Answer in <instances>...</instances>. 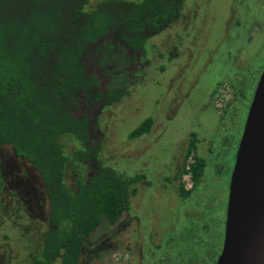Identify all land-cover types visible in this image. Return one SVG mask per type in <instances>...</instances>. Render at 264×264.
<instances>
[{
	"label": "rangeland",
	"instance_id": "1",
	"mask_svg": "<svg viewBox=\"0 0 264 264\" xmlns=\"http://www.w3.org/2000/svg\"><path fill=\"white\" fill-rule=\"evenodd\" d=\"M97 1L91 0V3ZM193 4L198 6V14L194 13V17L187 21L189 36L181 31V22L175 26L176 32L184 38L180 41L182 46L188 48L191 45L188 57L182 58L183 53L179 57L181 60L170 61L164 56L168 51H163L160 56L161 34L156 32L149 41L154 45L152 63L145 64L143 59L138 65L126 64V69L141 76L132 78L129 96L100 112L98 105L85 110L79 100V107L74 111L76 116L83 111L90 114L89 145L96 147L99 144V157L106 165L127 177L137 174L146 177L138 184V195L131 198L138 208L143 191L139 210L124 212L115 225H109L104 220L85 242L79 264H140L144 258L136 263L142 242L139 238L144 239L145 246L153 253L152 257L150 253L145 257L146 264H215L220 254L228 183L244 125L242 119L249 109L264 68V0H185L182 13L191 12ZM172 37L174 41L175 35ZM104 38L99 39L96 45H101ZM93 48H89L83 63L88 72L98 74L100 82L104 83L99 84L98 89H105L109 83L119 85L117 76L124 80L126 74L116 73L122 66L116 62L113 48L104 56L108 59L104 68H96ZM240 52H243L242 56ZM128 54L130 56L131 53H121L119 60L128 59ZM163 56L164 60L161 59ZM160 65L164 67L161 70L164 72H159V75ZM112 73L117 75L113 77ZM150 77L154 79L146 85L145 79ZM224 83L231 85L236 92L227 107L219 103L216 105L213 100V95L218 97L217 101L225 97ZM157 113L159 126H155L156 131L140 140L128 136L148 115L155 117ZM193 129L197 131L201 152L205 156L203 180L193 187L190 195L178 199L172 198V195H177L172 190L173 184L165 190L159 187L157 192L161 198L154 207L157 210L151 212L159 174L168 170L171 160L175 163L182 160L183 151L175 153L186 143ZM60 141L65 145L66 152L75 149L71 139L62 136ZM2 148L0 238L6 242L0 244V256L7 249L13 251L15 257L11 260L0 258V264H15L24 257L18 244L28 247L26 252L31 250L37 254L42 241L37 249L38 237L35 234L44 230L35 227L34 222L30 233L23 236L17 221L19 214L22 213L23 221L30 218L39 224L37 208H44L46 199L41 195L39 179H34L33 183L30 176L23 183L14 172V168H21L24 164L16 157L13 147L4 145ZM66 168V181L73 187L78 172L72 165L68 164ZM83 171L88 173L89 169L85 167ZM30 183H33L30 186L33 192L28 188ZM160 183H163V178ZM162 193L164 196H161ZM14 198L18 199V203L14 202ZM131 212L140 221V231H135ZM32 214L36 217L33 218ZM28 228L24 227L23 232L26 233ZM30 257L27 253L28 263ZM200 259L205 261L201 263ZM53 264H61L60 259Z\"/></svg>",
	"mask_w": 264,
	"mask_h": 264
},
{
	"label": "trees",
	"instance_id": "2",
	"mask_svg": "<svg viewBox=\"0 0 264 264\" xmlns=\"http://www.w3.org/2000/svg\"><path fill=\"white\" fill-rule=\"evenodd\" d=\"M185 0H0V149L11 145L39 173L48 200L47 228L37 254L27 264H79L87 238L105 220L114 225L130 206L127 177L105 165L87 146L88 117L76 116L79 95L104 96L113 104L128 94L125 88L105 93L88 73L83 59L92 44L95 54L124 43L145 53L153 32L174 22ZM113 40V41H112ZM103 66L105 60H98ZM144 120L131 135L147 131ZM72 140L68 154L60 137ZM195 140L187 147L195 151ZM93 159L90 174L82 169ZM78 172L75 186L66 183L65 169ZM203 159L194 155L190 169L196 180Z\"/></svg>",
	"mask_w": 264,
	"mask_h": 264
},
{
	"label": "flooded vegetation",
	"instance_id": "3",
	"mask_svg": "<svg viewBox=\"0 0 264 264\" xmlns=\"http://www.w3.org/2000/svg\"><path fill=\"white\" fill-rule=\"evenodd\" d=\"M197 9H198V6L196 4H193L192 11L191 12H189L188 14L181 12L180 16L174 22L169 23L167 26H165L164 28H162L159 31H157V32H159L158 35L161 34L160 40L162 42L161 43V46H162L161 50L162 51L160 52V56H161V53L163 51H168L167 54H165L164 56H167V59H169L170 61H172V59L175 60V61L181 60L182 58L189 56L191 45L188 48H187V46H185V47L182 46V44L180 43V41H183L184 38L182 36H180L178 34V32H176L175 26H176V24L178 22H181L182 23V29H181V31H183V34H185L186 36H189V32H188V22L187 21L194 17L193 16L194 13L195 14L196 13L198 14V10ZM182 11H183V9H182ZM180 18H181L182 21L180 20ZM196 25L197 24H194V26H196ZM154 33H156V32H153L152 35L150 36V38L148 39V42H147V45H146V51L143 54H140V51L139 50L138 51H134V50L130 49L129 46L127 44H124V43H117V42H115L112 45L111 49L113 48V52H115L116 55H117V58L115 60H116L117 63H121V66H122V69L120 71H117L116 73H118L119 75L126 74V77L124 78V80L121 79L119 76H117V82L119 83V85L118 84L117 85L116 84L110 85V83H109V84L105 85V89L99 90L98 89L99 84L100 85H104V83L103 82H100V79H99V75L98 74H96V73H91V74H95L97 76V78H98V84L96 86V89H98L100 92L105 93L107 90H110V89H114V88H125V89L128 90V94L125 95L123 98H121L119 101H117V102H115L113 104H108V105H106V104L103 103L104 96H102L98 100H96L95 97H93V96L88 97V96H85V95H81L80 94L79 95V97H80L79 100H81V105H84L85 110H86V108L87 109H91V108L96 107V105H98L97 110H99V112L100 111H103V110L105 111V109H107V107H112L113 105H115V104L119 103L121 100H123L125 97L129 96V94H130V88H131V83H132V78H134V77L137 78V77H141V76L137 75L136 72H134V71H131V70L126 69V64L129 63V65H131V66L132 65H138V64H140L139 60H143V59H144L143 61H145V64H147V62H149V61H151L150 63H152L153 59H151V55H153V52H154V49H153L154 48V45H153L152 42L149 43V41H152V37H153V34ZM173 35H175V40L174 41L172 40V38H173L172 36ZM190 38H192V35L190 36ZM248 40H249V42H251V36L248 37ZM176 41L178 42V44H176ZM98 42H99V40L96 43H98ZM96 43L92 44V46H94V48H93L94 51H95V45H96ZM189 43L191 44V41ZM179 47H182V48L179 49ZM163 49H165V50H163ZM110 50H108V51L109 52H112ZM126 52L127 53L128 52L131 53L130 56L128 54L129 58L128 59H127V57L121 58L120 60H122V61L120 62L119 57H120L121 53H123V55H127ZM183 53H184L183 57L181 59H179L180 55L183 54ZM94 54H95V52H94ZM107 54H108V52H106L105 50H100V52L95 55L96 68L98 66H100V64L98 62V60H99L100 57H103L104 60H105V63L101 67L102 68L105 67V65L108 63V59H106V57H104V56L107 55ZM162 55H163V53H162ZM240 55L242 56L243 55V52H240ZM164 56L161 58L162 60H164ZM133 63H136V64H133ZM150 63H149V65H150ZM98 68H100V67H98ZM162 69H164V67L162 65H160L158 67V74H159V72H160V74L164 72V71H161ZM133 72H134V74H133ZM88 73H90V72H88ZM116 75L117 74H114V73L111 74V76H113V77H115ZM146 77L147 76H144V78H146ZM109 78H111V77H109ZM151 79H154V77H150V78L145 79V82H146L145 84L146 85L150 84L149 81ZM138 80L139 79H137L135 81H138ZM111 81L112 80H110V82ZM114 81H116V80H113V82ZM223 85H224L225 93H226L225 94V97L222 98V99H220L219 101H217L218 97L216 95H213V100H215L214 103L216 105L219 103V105H222V106L225 105L227 107V105H230L229 104L230 101L236 96V92L233 90V88H232L231 85L225 84V83ZM79 100H78V106L77 107H79ZM219 111H221V110H219ZM220 113L221 114L219 116L222 115L223 111L220 112ZM247 113H248V111H247ZM247 113H246L244 119H242L243 122H244V124H245V121H246ZM82 114L87 115L88 121H89V125H88L89 139L87 141V146H88L89 145V141L91 139V131H90V119H91V117H90V114H88L87 111H83L81 114L77 115V117L80 116V115H82ZM146 119H151V125H150L149 129L147 131H144L143 133H141L139 135L133 136V135H131V133L135 129L134 128L129 133V135H128L130 138H135V139L139 138L138 140H140V139H142V137H144L146 135H149L153 131H156L157 128H155V126L156 127L159 126V122L157 121V119H158V113H157V115L155 117L152 116V115H148V117H146L144 120H146ZM141 123H139L138 126ZM204 125H206V124L204 123ZM219 125H221V124H219ZM243 128H244V125H243ZM215 129L217 130V128H215ZM242 132H243V129H242L241 135L239 137V142H240V139H241V136H242ZM192 139L195 140V142H194V144H195V151L191 155L186 156L187 155V147H188V144H189V142ZM97 146L96 147H92L91 146V147L93 149H96ZM200 146L201 145L199 144V140H198V136H197V131H196V129H193V131L190 133V135H189L186 143H184L180 148H178V150L175 153V155H176L177 153H179V152L181 153L183 151L182 154H181L182 155V160L180 162H178V163H175V162H173L171 160V166L168 168V170L165 171V172H163V173H160L159 174V180H158V182L156 184V187L154 188L153 207H151L152 209H150L151 212H153V210L154 211L157 210V209H154V207L157 204L158 200H160L159 198H161L160 197V194L157 192V190H158L159 187L162 186V188L165 190V187H168L169 184H171V185L173 184L172 190L175 191V192H177V195L176 194L172 195V198L173 199H178L180 197H187L188 195H190L193 187H195L199 183V181L203 180L202 176L204 174V170H205L206 164H205V160H204V157L205 156L202 154ZM238 146H239V143H238ZM2 149L3 148H1V151H2ZM237 149H238V147H237ZM100 150H101V148L99 146L98 154H97V157L99 159H100L99 155L101 154L100 153ZM70 153H68V154H70ZM194 155H196L197 157L203 159V170H202L200 176L196 180H194L191 177V173L187 171V169H190L191 163L193 162ZM16 157H18V160L23 161V164L24 165L21 166V168L20 167L14 168V172L20 176V179L23 180V183H24V181H28V179L30 178V176L32 178L33 183H34V179H39V182H40L39 183L40 184L39 185V188L42 191L41 192L42 193L41 195H43L45 197V199H46V204H45L44 208H37V210L39 211V213L36 211L37 212L36 214H37V218H38L39 224L37 223V221L35 219L34 220L33 219L31 220L30 218L29 219H26L25 221H23L21 219L22 213H21V215L19 214V217L17 219V221H19V223H20L19 224V228H20L21 234L23 236L28 235L30 233L31 226L34 224V222H35V227L40 228V229L42 227L44 229V230H42V233H39L38 234V233H36L35 227H34V231L36 233L35 236L38 237V240H37V244H38L37 249H38L39 246H40V242L42 241L43 234L45 233V230L47 228L48 200H47V197H46V194H45V191H44V188H43V184H42V181H41V177H40L38 171L26 159H24L22 156L18 155L17 153H16ZM100 160L103 161L102 159H100ZM103 163L105 164L104 161H103ZM87 164H88L87 166L84 165L83 169L85 167H87L89 169V172L88 173H84V171L82 169V171H83L84 174H90L91 173V170L93 168H95V166H96V161L93 160V159H90ZM171 167H173V168H171ZM10 168H13V167H10ZM33 168L36 171H34ZM66 169H65V176H66V173H67V170ZM32 170H33V172H32ZM74 171H75V169H74ZM231 173H232V171H231ZM170 175H172L171 178L169 177ZM135 176H138V177H137L136 181L134 183H132V185H131L132 193L130 194V197H129L130 198V206L125 211V212H128V213H130V210H132V209H134L135 211H138L139 210V205L143 202V198H144L143 197V193H142L143 191H142L141 192L140 202L137 203L138 204V208L135 207L136 204H133V201H132L131 198L138 195V192L140 191V186L138 184H140L141 181H143V179H146V177H145L144 174H137ZM130 177H132V176H130ZM162 178H163V183L164 184L163 183H160L162 181ZM230 178H231V175H230ZM33 183H30L29 186H28V188L30 189V192H33V188H31L32 185H33ZM66 183H67V181H66ZM2 186H3V181L0 178V195L2 194ZM24 186H25V184H24ZM68 186H70V185H68ZM74 186H75V184L73 183V187ZM229 186H230V179H229V183H228L226 209H225V216H224V221H223V230H222V233H223L222 236L223 237H222L221 249H222V246H223V239H224L225 226H226V220H227ZM162 195L164 196V193H162L161 196ZM165 198H168V195H165ZM14 202H17L18 203V199H15L14 198ZM2 206H3V204L1 202V196H0V210H1ZM29 215H30V213H29ZM32 215H33V218L36 217L35 214H32ZM131 216H132V219L134 220L133 222L135 224L134 225L135 231L136 230L137 231H140V227H139V222L140 221H139V219L132 212H131ZM118 222H119V220L115 224H117ZM15 224L17 225L16 221H15ZM21 226H23L22 229H21ZM24 227H29L28 228V231H26V233L23 232ZM135 231H133V232H135ZM135 233H137V232H135ZM152 236H151V240L153 241V237ZM88 238H87V240H88ZM139 239L142 242H141V248H140V255H139L138 260H137L136 263H138L141 260V258H144L143 261L140 262V264H146L145 257H147V255L149 253H150L149 254L150 257H152L153 256V253H152V251L149 248H147L145 246L144 239L143 238H139ZM87 240H86V242H87ZM101 241H103V239ZM5 242L6 241H3V239L0 238V244H4ZM20 243H23L24 244L23 241H21ZM18 245L23 250L24 257H23V259L21 261L16 262L15 264H27L28 263L27 262V259H26L27 253H29L30 256H32L34 253L31 252V250L29 252H26V250H27L28 247H26L25 245H21V244H18ZM221 249H220V252H221ZM83 252H84V249L82 248L81 255H83ZM14 257L15 256H13V251L10 250V252H9V251H7V249L5 250L3 256H0V258L3 259V260H11ZM200 261H201V263H203L205 260L204 259H200ZM9 264H11V263L9 262Z\"/></svg>",
	"mask_w": 264,
	"mask_h": 264
},
{
	"label": "water",
	"instance_id": "4",
	"mask_svg": "<svg viewBox=\"0 0 264 264\" xmlns=\"http://www.w3.org/2000/svg\"><path fill=\"white\" fill-rule=\"evenodd\" d=\"M215 264H264V68L235 156L223 246Z\"/></svg>",
	"mask_w": 264,
	"mask_h": 264
}]
</instances>
